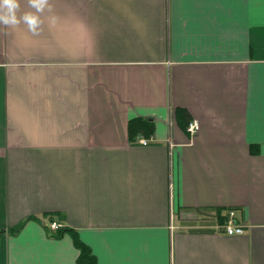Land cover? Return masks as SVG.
<instances>
[{"label":"crops","instance_id":"crops-1","mask_svg":"<svg viewBox=\"0 0 264 264\" xmlns=\"http://www.w3.org/2000/svg\"><path fill=\"white\" fill-rule=\"evenodd\" d=\"M49 5L0 25V264H264V0Z\"/></svg>","mask_w":264,"mask_h":264},{"label":"clouds","instance_id":"clouds-1","mask_svg":"<svg viewBox=\"0 0 264 264\" xmlns=\"http://www.w3.org/2000/svg\"><path fill=\"white\" fill-rule=\"evenodd\" d=\"M29 7L34 11L20 12L19 0H0V25L16 27L25 24L30 32L39 34L43 23L41 15L46 8L50 9L49 0H28Z\"/></svg>","mask_w":264,"mask_h":264},{"label":"trees","instance_id":"trees-1","mask_svg":"<svg viewBox=\"0 0 264 264\" xmlns=\"http://www.w3.org/2000/svg\"><path fill=\"white\" fill-rule=\"evenodd\" d=\"M153 133V124L151 119L148 118H132L128 121V138L134 140L137 135H141L148 138ZM251 152H256L254 145H250ZM20 225L16 226L13 231L17 230ZM66 228L61 227L58 229V233H63ZM74 245L79 249V255L77 258L78 264H96L95 257L91 253L89 247L82 243L75 235L73 237Z\"/></svg>","mask_w":264,"mask_h":264},{"label":"built area","instance_id":"built-area-1","mask_svg":"<svg viewBox=\"0 0 264 264\" xmlns=\"http://www.w3.org/2000/svg\"><path fill=\"white\" fill-rule=\"evenodd\" d=\"M199 130V123L196 119H192L190 121H188V123L186 124L185 127V131L187 132L188 136L190 138H192ZM140 143L142 144H146L148 142L147 138H140L138 140ZM235 213H236V209L235 208H228L225 209L222 217V221H220L217 224V228L220 231H223L224 233L228 234V235H233V234H240L243 232L244 229V225L242 223H239L236 221V217H235ZM49 227L51 229H59L62 226L55 222V221H51L49 223Z\"/></svg>","mask_w":264,"mask_h":264}]
</instances>
